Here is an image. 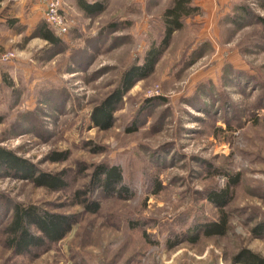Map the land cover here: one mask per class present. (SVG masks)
Wrapping results in <instances>:
<instances>
[{"label":"rangeland","instance_id":"374dc122","mask_svg":"<svg viewBox=\"0 0 264 264\" xmlns=\"http://www.w3.org/2000/svg\"><path fill=\"white\" fill-rule=\"evenodd\" d=\"M50 1L2 2L0 145L37 171L64 172L69 185L52 191L0 170V264H232L245 247L264 255V237L253 234L264 221V0L214 10L192 0L201 13L173 34L108 128L94 123V109L160 40L174 0H102L106 9L93 17L76 0H54L67 21L64 34L50 25L57 45L38 32ZM39 9L43 17L24 20ZM59 153L66 158L54 160ZM100 164L121 166L131 198L92 187ZM237 174L228 232L190 242L194 227L221 217L207 194ZM17 202L78 221L48 250L19 255L6 234ZM93 202L97 212L86 207Z\"/></svg>","mask_w":264,"mask_h":264},{"label":"trees","instance_id":"16d2710c","mask_svg":"<svg viewBox=\"0 0 264 264\" xmlns=\"http://www.w3.org/2000/svg\"><path fill=\"white\" fill-rule=\"evenodd\" d=\"M0 0V19L2 18ZM78 7L88 17L101 14L106 9V2L102 0H76ZM200 6L193 4L192 0H174L172 5L166 7L161 17L162 36L160 40H155L145 53L143 63L132 66L122 77V81L116 92L98 105L94 111L92 119L100 128L111 126L114 112L124 95L132 88L139 79L146 78L153 74L156 64L162 57L164 50L171 43L175 32L184 28L187 19L195 17L200 12ZM16 19H11L9 26L14 27ZM259 23L263 25L264 38V17H259ZM39 35L52 44H59L61 37L56 35L47 22L38 27ZM2 117H0V123ZM64 155V154H63ZM61 154H53L56 161L64 160L66 157ZM5 173L17 174L18 177L33 182L36 186L45 187L52 191H59L68 187V182L64 177V172L50 173L35 170L34 166L26 159L18 156L14 151L0 145V170ZM240 175L229 176L227 186L221 189L210 191L206 198L221 210V217L215 221H204L194 227L192 234L187 233L190 242H197L201 234L212 237L223 236L228 230L229 219L224 208L233 199V189L239 185ZM92 187L100 188L107 195H115L120 198L129 199L133 196L132 190L124 181L123 170L119 165L100 164L93 173ZM79 191L77 194L79 195ZM89 211L97 212L99 203L93 202L86 205ZM78 221V215L63 212H56L44 208L38 204L14 203L12 214L6 226L7 243L16 254H35L37 251H46L52 244L63 240L71 231L73 225ZM256 237H264V221L259 222L253 229ZM177 239L172 246L178 244ZM232 264H264V255L245 247L232 257Z\"/></svg>","mask_w":264,"mask_h":264},{"label":"built area","instance_id":"2783aa9c","mask_svg":"<svg viewBox=\"0 0 264 264\" xmlns=\"http://www.w3.org/2000/svg\"><path fill=\"white\" fill-rule=\"evenodd\" d=\"M44 18L59 34L67 32V21L58 1H50L45 10Z\"/></svg>","mask_w":264,"mask_h":264},{"label":"crops","instance_id":"0c3cea01","mask_svg":"<svg viewBox=\"0 0 264 264\" xmlns=\"http://www.w3.org/2000/svg\"><path fill=\"white\" fill-rule=\"evenodd\" d=\"M22 1L23 0H21V2ZM196 1H197V3L199 5H201L202 7H205L206 10H208V9L209 10L210 9L211 10L217 9L220 5H221V7H224L225 4L228 3V0H196ZM2 2H3V0L1 1V9H2ZM35 8H37V5L33 4V9L32 10L34 11ZM46 8H45V10H46ZM33 14H34V16H31V17L29 16L28 19H24V20H26L28 22V21L32 20L34 17H39V14H41V16L43 17L44 13L41 12V9H39V12H36V13L34 12ZM37 20H39V19H37Z\"/></svg>","mask_w":264,"mask_h":264}]
</instances>
